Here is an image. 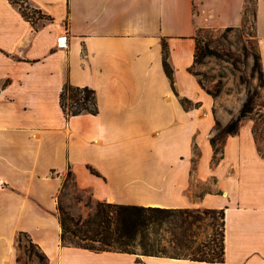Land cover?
I'll list each match as a JSON object with an SVG mask.
<instances>
[{
	"label": "crops",
	"instance_id": "obj_1",
	"mask_svg": "<svg viewBox=\"0 0 264 264\" xmlns=\"http://www.w3.org/2000/svg\"><path fill=\"white\" fill-rule=\"evenodd\" d=\"M27 1L52 21L35 28L0 0V264H18L22 235L50 264H210L64 247L58 195L69 170L97 201L224 209L225 261L214 264H264V154L251 120L212 165L215 121L230 123L245 99H214L189 72L197 32L241 27L247 0ZM256 6L264 72V0ZM67 84L94 90L98 114L66 119ZM199 183L210 188L199 194Z\"/></svg>",
	"mask_w": 264,
	"mask_h": 264
},
{
	"label": "trees",
	"instance_id": "obj_2",
	"mask_svg": "<svg viewBox=\"0 0 264 264\" xmlns=\"http://www.w3.org/2000/svg\"><path fill=\"white\" fill-rule=\"evenodd\" d=\"M256 2V0H255ZM10 3L17 6L23 18L30 22L35 28L41 22L52 21V19L44 15L40 10L30 6L27 0H10ZM256 6V4H255ZM256 8L254 19L256 20ZM248 10V1L244 10ZM234 28H226L223 37L233 32ZM216 31L214 29H200L195 40L194 65L189 72L194 75L208 95L217 99L224 91L222 80L216 86V91L207 90L204 80L206 75L195 72L197 66H204L207 59L216 58L220 61L230 62L232 65L236 63L233 55L226 54L212 46L213 41L208 37H203L206 32ZM256 41V49L250 54L253 60L251 74L259 81V86L264 87V72L262 69L261 55L258 50V39ZM163 63L168 77L173 81V70L168 61V47H163ZM228 59V60H227ZM224 79V75L219 76ZM214 78V77H212ZM243 82V81H242ZM256 95L248 93L238 116L227 125H222L218 120L215 121V134L210 139V144L214 150V158L212 165H217L224 157V146L227 137L235 135L239 132L240 124L243 120L249 119L254 112ZM182 105L185 109L198 107L187 99H182ZM60 106L66 117L80 116L83 114L97 115L99 112L97 105V97L94 90L84 87H75L67 84L60 95ZM254 132V130H253ZM255 135V133H254ZM257 142V141H256ZM93 175L99 174L90 168ZM68 178L77 183L71 170L68 172ZM66 185L64 184V187ZM78 202H82V198H77ZM59 219L62 228L61 241L64 247H74L85 249L94 253H124L135 255L131 250L136 245H140L144 250V256L166 257L173 259H186L195 262L204 263H224L226 246H225V210H205L201 212L195 209H165L153 207H141L133 205L110 204L106 202H98L95 210L87 218L71 216L60 204L58 206ZM219 215L222 219L221 232H216V226H213L212 234L205 239H200V232L203 230L204 216ZM161 233H167L172 237V243L181 250L191 251L192 258H178L167 256L164 253H153L154 245L152 240L158 241L162 237ZM23 236V235H22ZM26 236V235H24ZM28 237V236H26ZM30 252L35 255L39 264H50L48 256L43 250L31 239ZM18 264H23L22 259L18 256Z\"/></svg>",
	"mask_w": 264,
	"mask_h": 264
},
{
	"label": "rangeland",
	"instance_id": "obj_3",
	"mask_svg": "<svg viewBox=\"0 0 264 264\" xmlns=\"http://www.w3.org/2000/svg\"><path fill=\"white\" fill-rule=\"evenodd\" d=\"M248 1V10L245 12L243 24L239 28L223 37L225 29L206 32L203 37H208L213 41L212 46L221 52L233 55L236 63L232 65V61H220L216 58H209L204 66H197L195 72L207 76L201 77L207 90L216 91V86L222 80L224 91L222 96H232L234 105H238L243 99L246 100L249 92L256 95L254 112L249 117L252 121L255 138L260 151L264 154V87L259 86V81L251 74L253 60L250 54L256 49V26L254 19L255 0ZM228 60V59H227ZM220 75H224V79H220ZM214 77V78H212ZM243 81V82H242ZM196 159L200 155L198 150L195 151ZM64 184L66 185L58 195L59 204L73 217L87 218L96 208L98 202L92 197L89 191H82L75 187L74 182L65 175ZM199 194L207 191V188L199 183ZM81 197L82 202H78L77 198ZM204 212L205 210H200ZM203 230L200 232V239H205L212 234L213 226H216V232L220 234L222 219L219 215L204 216ZM162 237L158 241L152 240L150 243L154 245L153 253H164L167 256L178 258H192L191 251L181 250L172 243V237L167 233H161ZM31 246L29 238L20 236L18 239V256L21 257L23 264H39L35 255L30 252ZM138 258L144 257V250L138 244L131 249ZM38 262V263H36Z\"/></svg>",
	"mask_w": 264,
	"mask_h": 264
},
{
	"label": "built area",
	"instance_id": "obj_4",
	"mask_svg": "<svg viewBox=\"0 0 264 264\" xmlns=\"http://www.w3.org/2000/svg\"><path fill=\"white\" fill-rule=\"evenodd\" d=\"M67 39L66 38H59L58 39V47L66 46Z\"/></svg>",
	"mask_w": 264,
	"mask_h": 264
}]
</instances>
